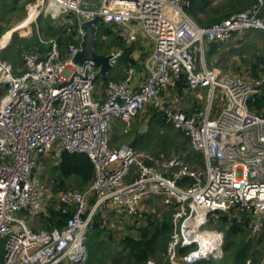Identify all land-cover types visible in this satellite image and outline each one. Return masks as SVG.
<instances>
[{
    "label": "built area",
    "instance_id": "2783aa9c",
    "mask_svg": "<svg viewBox=\"0 0 264 264\" xmlns=\"http://www.w3.org/2000/svg\"><path fill=\"white\" fill-rule=\"evenodd\" d=\"M44 15L76 18L77 42L62 50L58 40L39 39L43 50L26 48L14 69L0 58V264H83L86 232L93 217L109 209L128 216L144 199L158 195L173 208V230L161 258L144 264H205L222 250L223 237L209 229L232 208L253 211L252 234L264 227V116L251 109L264 75H228L206 63L205 44L235 33H264V0L210 25L188 12V0H39ZM97 17L121 26L134 41L142 32L153 43L144 60L145 75L134 83L129 68L109 80L95 96L100 73L91 59L74 60L83 50L84 23ZM122 51L110 53L111 64ZM184 77L190 90L205 89L203 107L166 103L162 93ZM220 96L222 107L215 110ZM156 109L174 130L185 133L205 165L193 169L178 155L157 157L131 144L113 146L111 125L129 123ZM84 153L93 164L86 191L58 193L59 207L72 215L63 226L33 229L22 215L47 216L39 179L41 157L53 152ZM249 264V260L247 261Z\"/></svg>",
    "mask_w": 264,
    "mask_h": 264
},
{
    "label": "rangeland",
    "instance_id": "374dc122",
    "mask_svg": "<svg viewBox=\"0 0 264 264\" xmlns=\"http://www.w3.org/2000/svg\"><path fill=\"white\" fill-rule=\"evenodd\" d=\"M206 1H214L216 3L221 1L224 2L226 0ZM107 24H111V29L115 30L114 34L107 36L103 34L102 30H98L96 35V44L94 47L98 53L104 55L122 50L118 48L116 44V35L121 31L123 32V29L121 26L113 22H108ZM73 30L75 31L74 17L68 18V16L61 15L57 18H51L49 15H44L40 9L39 0H0V40H2L4 37H8L7 39L9 41L6 43L7 45H3L1 50L2 56L0 55L2 58H0L10 62L14 69L16 67H20L21 64H23L22 53L26 48V43H28L33 37L35 38V41L32 43V46L37 48L38 44H40L39 39L47 40L51 38L57 39L60 37L63 38L62 40H64L70 32H73ZM238 34H240L237 37L240 39V46L237 45L235 39L232 40L235 37L232 36L230 39L221 42L220 47L228 45V48H230L229 53L232 57L227 61V70H233L237 73L239 72L237 75L243 76L253 71L249 66L251 62H258V60L263 61L262 54L264 53V48H259V45L256 43V36L260 34V32L246 31ZM248 34L251 35V38H247ZM246 39L247 41H245ZM257 39L264 42V40H262L264 38L261 36H257ZM66 45L67 44L62 43L61 48L65 50L67 47ZM21 49L24 50L22 51ZM122 59L123 57L121 56L116 59L106 78H103L102 76L97 77L95 81V91H101L100 89L103 90L105 84L109 80L117 79L116 76H114L113 71H117L118 67L121 65ZM101 77L106 79L105 83L101 81ZM243 77L247 78L246 76ZM186 93H183L180 96L183 97L184 94L187 96ZM206 101L207 92L204 91L202 94L201 103L198 105L203 107L206 104ZM166 103H169V101H166ZM222 104L223 103L220 96H217L213 101V107L215 110L221 108ZM158 114L156 113V109L151 106H147L144 112L130 119L129 123L119 121V128H115L116 130L114 134L111 133L112 145H114L113 138L117 140V142H115L116 145L114 146H120L122 144L132 145V143L137 142V144L140 146L136 147L154 154V152L159 149L160 145L165 143L170 153L179 155L191 168H204L205 161L203 154L191 148L189 139L185 133L174 130L166 123H160L159 119L161 117ZM130 137H132V142L128 141ZM57 166L58 157L53 152H50L41 157V163L39 164L38 171L40 183L42 185V193L47 199L46 204L48 205V208L51 207L53 209H57L59 207L57 200L58 193L63 189L57 188V181L59 180ZM64 179L66 188H71L82 192L86 191L91 183L89 182L87 184H82L81 182L76 181L73 177ZM141 205L143 209H145L144 212L147 211L154 218H160L164 214L167 215L170 211L169 207L164 204L162 198L158 195L144 199ZM172 212L173 210L171 211V214ZM236 212L237 211L230 213V216L236 215ZM101 214L104 216L106 229L108 234L111 235L112 241H117L120 237L125 235L135 234L137 227L143 224V211H138V213L135 215L128 216L126 214L117 212L116 209H109L102 212ZM22 215L31 227V221H35L39 218L33 217L26 212L22 213ZM215 223L211 224L209 229H214L215 231L221 233L218 230L219 228L217 224ZM42 224L43 223L37 222L35 223V227L47 229ZM89 230L90 227L88 228V231ZM252 235L253 236L251 237H254L252 247L256 248L257 250H262L263 257L261 259V264H264V227L262 233ZM114 247L115 244L113 242V244L110 245V248L114 249ZM3 252L4 246L1 245L0 259H2ZM162 254L163 252H160L157 257L161 258ZM219 256H222V250L215 255L216 258Z\"/></svg>",
    "mask_w": 264,
    "mask_h": 264
},
{
    "label": "trees",
    "instance_id": "16d2710c",
    "mask_svg": "<svg viewBox=\"0 0 264 264\" xmlns=\"http://www.w3.org/2000/svg\"><path fill=\"white\" fill-rule=\"evenodd\" d=\"M188 1V12L193 16L197 23L200 24L198 19L195 17V10L196 8L199 9V6H201L202 4L205 5L206 2L204 0ZM254 2L255 0H228L227 4H225L228 6V10L222 15H220L219 18H214V20H210L209 22H207V25L219 22L220 20L229 17L233 13L248 9ZM220 7L223 8L224 5L222 4L220 5ZM69 17L73 16L68 15V18ZM74 20L76 29L75 17ZM94 22L98 30H102L104 35L110 36L111 34H114L115 30L111 29V24H107L108 22L104 21L103 18L97 17ZM124 35L125 34L122 31L117 33L116 44L118 48L122 49L121 51L123 53L121 57H123V59H128L129 53L131 52V47L127 46ZM7 38L8 37H4L0 41L1 56V50ZM62 39L63 38L60 37L57 38L60 46H62V43H65L67 44L66 46H68V44L70 43L77 42L74 30L73 32H70L64 40ZM34 41L35 38L33 37L28 43H26L25 47L33 48L32 43ZM220 44L221 42H208L205 44V58L208 66H210L211 64V54L217 52V49L220 48ZM38 48L40 50H43L44 47L38 44ZM249 66L253 71L247 74L248 77L246 79H256L263 76V61L258 60V62H251ZM18 68L19 67H16L15 69ZM238 73L236 72V74ZM99 76H101V74H98L97 77ZM101 81L105 83L106 79L102 78ZM173 87H177L180 91L182 88L189 89L183 76L181 77L180 81H178V83ZM180 94L182 95L183 93ZM250 105L253 111L264 116V86H262L261 88L260 95L257 96ZM199 107L201 106L198 104H194L191 110ZM156 113H159L158 115L161 117L159 119L160 123L165 124V119L161 115V113L157 110ZM132 146L137 149H140L136 147L140 146L139 144H137V142L132 143ZM167 148V145L163 143L162 145H160L157 151H153V155L157 157L166 158L176 155L170 153L169 149ZM57 171L59 173L57 188L63 189H68L65 187L64 178L67 179L73 177L76 181H79L82 184H87L92 181L94 175L93 164L86 154L70 153L67 151L62 152L58 156ZM169 210L170 211L167 215L164 214L160 218H154L149 213L143 212L142 215L144 216L142 218L145 224L138 228V236L133 237L130 235H125L119 238L117 241H112V237L108 234L106 226L104 225L103 216L101 215V213H97L92 219L90 230L86 232L85 247L87 255L86 260L83 264H144L145 261L149 258H158L157 255L160 252L165 251L167 242L170 238V234L173 230V225L171 221V211L173 210V208L169 207ZM234 211H237L236 215L230 216V213H234ZM72 212L73 208L67 209L66 212H61L60 210H56L49 207L48 215L44 220V227H46L47 229H51L54 227L63 226L65 221L72 215ZM253 215L254 214L251 209L241 207L232 208L229 211L220 214L219 219L216 221L215 224H217L219 228L218 230L222 233L223 236L222 256L216 259L212 257L209 261L205 262V264H247L248 260L249 264H261V259L263 257L262 250H257L256 248L252 247L254 237H251L253 235L250 231L249 225L251 220L253 219ZM262 232L263 229L260 233ZM113 242L116 248L114 247V249H111L110 245L113 244ZM1 245L4 246V240L0 239V246Z\"/></svg>",
    "mask_w": 264,
    "mask_h": 264
},
{
    "label": "crops",
    "instance_id": "0c3cea01",
    "mask_svg": "<svg viewBox=\"0 0 264 264\" xmlns=\"http://www.w3.org/2000/svg\"><path fill=\"white\" fill-rule=\"evenodd\" d=\"M205 2H206L205 5L202 4L204 6L201 5V6H199V9L196 8V10H195L196 11L195 17L198 19V21L201 25H207V22H209L210 20H214V18H219L220 15H222L223 13H225L228 10V6L225 5V4H227L228 0H226L224 2L221 1V2H216V3L214 1L210 2V1L205 0ZM222 4L224 5L223 8L220 7V5H222ZM195 5H198V4H195ZM244 34H246V33H244ZM260 34H258L257 36H261L262 38H264V35H262V33H260ZM239 35L240 34L235 33L233 35L235 37L232 39V40H234V39L236 40L238 46L241 45V43H239L240 39L237 38ZM247 36H246L247 38H251V35L248 34ZM254 36H256V35H254ZM257 36H256L257 45H259V48L260 47L264 48V42H262L261 40H258ZM124 38H125L126 43H128L127 46L131 47V52L129 53L128 59H122L121 65L118 67L117 71L116 70L113 71V74H114V76H116L117 79H120V78H123V76L125 75L126 71L129 68H132L134 71V75H133L134 83H139L144 78L145 69H144L143 63H144L145 58L151 53L152 48H153V43L150 39H148L144 34H142L140 32H138V37L134 41H129L126 38V36ZM262 40H264V39H262ZM245 41H247V39ZM8 42H9L8 39H6V41L3 45H7L6 43H8ZM229 49L230 48H228V45H224L223 47H220L219 49H217V52L212 53L210 56V62H211L210 66L211 67L210 66L209 67L213 68V69H215L218 72L223 73V74L237 75L236 72H234L233 70H227V68H226V65L228 64L227 63L228 59L232 57L231 54L229 53ZM206 57H207V55H206ZM262 60L264 62V53L262 54ZM243 76L248 77L247 75H243ZM100 90L101 91L98 90L95 92V96L97 98L102 96L101 93L103 90L102 89H100ZM204 91H205V89H202V88L198 89V90H190V89L182 88L180 91L177 87H171V88H168L167 90H165L162 93V96H163L164 100L169 101V103H173V102L178 101V100L183 101L186 109H188V111H189V110H191V108L193 107L194 104L197 105V104L201 103V98H202V94ZM4 92H5V89L3 87H0V94H2ZM180 93H186L187 96H185V94H184V96L182 97V96H180L181 95ZM120 122H122V121H120ZM118 123H119V121H114V123L111 125V133L112 134H114L115 130L117 128H119ZM128 141L132 142V137H130ZM113 142H114V145H116L115 142H117V140L115 138H113ZM111 143H112V138H111ZM144 210L145 209H143L142 205H140V211L144 212ZM117 212L124 214L121 210H117ZM145 212H147V211H145ZM46 217L40 216L35 221L34 220L31 221V225H32L33 229H35V230L43 229L41 227L40 228L35 227V223H37V222L43 223L42 225H44L45 224L44 220ZM103 219H104V216H103ZM40 220H41V222H40ZM144 224H145V222L143 220L142 225H144ZM104 225H105V220H104ZM139 227H137V231H135L136 232L135 234H133V235L129 234V235L133 236V237H137L139 234V231H138ZM220 257L221 256H219L217 258H220ZM213 258L216 259V257H213Z\"/></svg>",
    "mask_w": 264,
    "mask_h": 264
},
{
    "label": "water",
    "instance_id": "95a60500",
    "mask_svg": "<svg viewBox=\"0 0 264 264\" xmlns=\"http://www.w3.org/2000/svg\"><path fill=\"white\" fill-rule=\"evenodd\" d=\"M85 41L83 44V50L76 54L74 60L76 62H83L86 59H91L96 63V66L100 70V74L103 78H106L110 70L112 69L111 54H100L94 49L96 42V35L98 28L93 21H86L84 23Z\"/></svg>",
    "mask_w": 264,
    "mask_h": 264
}]
</instances>
